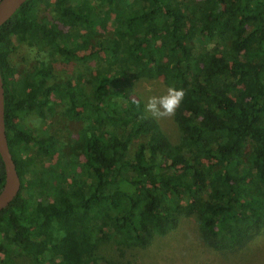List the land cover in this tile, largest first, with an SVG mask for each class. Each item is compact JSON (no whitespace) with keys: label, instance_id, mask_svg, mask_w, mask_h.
<instances>
[{"label":"trees","instance_id":"16d2710c","mask_svg":"<svg viewBox=\"0 0 264 264\" xmlns=\"http://www.w3.org/2000/svg\"><path fill=\"white\" fill-rule=\"evenodd\" d=\"M0 70L22 181L0 264H124L184 217L215 250L264 230V0H28L0 27ZM144 78L184 90L177 139L136 95Z\"/></svg>","mask_w":264,"mask_h":264},{"label":"rangeland","instance_id":"374dc122","mask_svg":"<svg viewBox=\"0 0 264 264\" xmlns=\"http://www.w3.org/2000/svg\"><path fill=\"white\" fill-rule=\"evenodd\" d=\"M23 53H16L14 62L20 69H28L35 62L34 54L26 48H23ZM28 57L30 60L24 63L22 60ZM101 67V64L97 65L95 61L77 62L76 65L66 67L64 71L62 66L58 67V71L60 78H66L77 72L76 69L79 68L81 74L87 78ZM134 84L135 93L143 100L146 113L155 118L170 138L177 139L180 132L173 114L154 115L146 108L150 97L166 94L168 87L164 81L144 78L135 80ZM71 124L76 125V123ZM106 252L114 254L110 245L107 246ZM128 254L127 259H122L124 264H264V230L247 245L237 250H215L203 242L197 220L194 217H184L175 229L168 234L155 237L147 248L131 250ZM20 263L30 264V260L22 256Z\"/></svg>","mask_w":264,"mask_h":264},{"label":"water","instance_id":"95a60500","mask_svg":"<svg viewBox=\"0 0 264 264\" xmlns=\"http://www.w3.org/2000/svg\"><path fill=\"white\" fill-rule=\"evenodd\" d=\"M28 0H0V27L3 26ZM0 154L5 164L6 178L0 190V212L20 193L22 181L17 163L10 150L5 121V86L0 70Z\"/></svg>","mask_w":264,"mask_h":264},{"label":"clouds","instance_id":"9594fccd","mask_svg":"<svg viewBox=\"0 0 264 264\" xmlns=\"http://www.w3.org/2000/svg\"><path fill=\"white\" fill-rule=\"evenodd\" d=\"M184 97V90L174 86H169L166 94L152 96L146 105L148 111L154 115L170 116L174 114L176 108Z\"/></svg>","mask_w":264,"mask_h":264}]
</instances>
